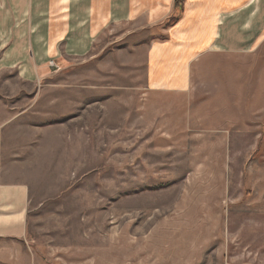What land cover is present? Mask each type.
Returning <instances> with one entry per match:
<instances>
[{
    "label": "rangeland",
    "instance_id": "rangeland-1",
    "mask_svg": "<svg viewBox=\"0 0 264 264\" xmlns=\"http://www.w3.org/2000/svg\"><path fill=\"white\" fill-rule=\"evenodd\" d=\"M162 29H111L31 81L0 27L3 180L20 188L0 204V264H264V44L151 91Z\"/></svg>",
    "mask_w": 264,
    "mask_h": 264
},
{
    "label": "crops",
    "instance_id": "crops-1",
    "mask_svg": "<svg viewBox=\"0 0 264 264\" xmlns=\"http://www.w3.org/2000/svg\"><path fill=\"white\" fill-rule=\"evenodd\" d=\"M6 26L18 28L17 49L24 57L19 75L31 81L49 75V62L67 68L68 58L87 56L111 29L162 26L148 48L149 89L186 92L194 60L264 44V0H182L178 9L175 0H0V27ZM2 43L1 51L8 46L7 40ZM6 122L0 105V204L20 196L19 186L3 180Z\"/></svg>",
    "mask_w": 264,
    "mask_h": 264
},
{
    "label": "bare ground",
    "instance_id": "bare-ground-1",
    "mask_svg": "<svg viewBox=\"0 0 264 264\" xmlns=\"http://www.w3.org/2000/svg\"><path fill=\"white\" fill-rule=\"evenodd\" d=\"M181 212H182V211H181ZM178 213H179V212H178ZM200 213H201V212H200ZM203 214H204V212H203ZM229 216H230V215H229ZM261 217H262V216H261ZM263 217H264V216H263ZM263 217H262V218H263ZM252 218L254 219V216L251 217L250 219H252ZM257 218H258V217H257ZM229 220H230V219H229ZM244 220H246V218H244ZM244 220H242V221H244ZM204 223H205V222H202L201 224L203 225ZM229 223H232V221H231V222L229 221ZM234 223H235V221H234ZM234 223H233V224H234ZM244 223H245V221H244ZM235 228H236V227H235L234 225L229 224L228 231H233ZM234 232L237 233L236 230H235ZM234 232H233V233H234ZM228 233H229V232H228ZM246 233H247V232H246ZM246 233H245V234H246ZM97 234H98V233H97ZM237 234H238V233H237ZM231 235H232V233H231ZM234 235H236V234H234ZM241 235H242V234H241ZM228 236H230V235H228ZM232 236H233V235H232Z\"/></svg>",
    "mask_w": 264,
    "mask_h": 264
},
{
    "label": "trees",
    "instance_id": "trees-1",
    "mask_svg": "<svg viewBox=\"0 0 264 264\" xmlns=\"http://www.w3.org/2000/svg\"><path fill=\"white\" fill-rule=\"evenodd\" d=\"M182 4V0H175V8H180Z\"/></svg>",
    "mask_w": 264,
    "mask_h": 264
}]
</instances>
